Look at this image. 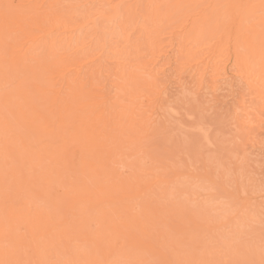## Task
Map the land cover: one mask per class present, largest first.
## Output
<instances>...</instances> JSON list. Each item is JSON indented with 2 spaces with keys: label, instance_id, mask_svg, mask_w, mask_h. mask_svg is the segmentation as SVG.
<instances>
[{
  "label": "bare ground",
  "instance_id": "1",
  "mask_svg": "<svg viewBox=\"0 0 264 264\" xmlns=\"http://www.w3.org/2000/svg\"><path fill=\"white\" fill-rule=\"evenodd\" d=\"M174 58L264 112V0H0V264H264L142 145Z\"/></svg>",
  "mask_w": 264,
  "mask_h": 264
},
{
  "label": "rangeland",
  "instance_id": "2",
  "mask_svg": "<svg viewBox=\"0 0 264 264\" xmlns=\"http://www.w3.org/2000/svg\"><path fill=\"white\" fill-rule=\"evenodd\" d=\"M174 59L166 67L170 103H158L153 110V119L147 121L152 132L142 145L162 167L188 168L198 174L210 170L221 188L200 180V187L191 188L197 193L192 203L209 206L210 213L223 221L238 215L242 241L264 251V112L241 85L215 90V78L208 74L194 79ZM120 106L126 103L121 101ZM209 190L219 199L207 206L202 198ZM230 202L233 205H225Z\"/></svg>",
  "mask_w": 264,
  "mask_h": 264
}]
</instances>
